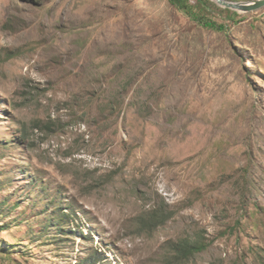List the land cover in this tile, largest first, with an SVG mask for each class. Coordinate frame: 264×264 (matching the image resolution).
I'll return each instance as SVG.
<instances>
[{
    "label": "rangeland",
    "instance_id": "rangeland-1",
    "mask_svg": "<svg viewBox=\"0 0 264 264\" xmlns=\"http://www.w3.org/2000/svg\"><path fill=\"white\" fill-rule=\"evenodd\" d=\"M213 4L0 0V264H264V8Z\"/></svg>",
    "mask_w": 264,
    "mask_h": 264
},
{
    "label": "trees",
    "instance_id": "trees-1",
    "mask_svg": "<svg viewBox=\"0 0 264 264\" xmlns=\"http://www.w3.org/2000/svg\"><path fill=\"white\" fill-rule=\"evenodd\" d=\"M167 1L172 7L184 12L197 25H199L202 28L211 30L213 32H224L226 30V27L224 24L218 23L204 16L205 12L207 11L206 7L208 3L214 6L213 4L214 2L211 3L208 0H195L196 4L193 5L190 3V0H167ZM225 11L230 13L231 16L233 14H236V12H232L229 9H226ZM155 217L157 218V216ZM205 249H206V246L204 245L202 246L200 244H191L187 241H183V242L178 243L176 247L173 249V251L176 254V256L179 258L185 257L186 259H190L196 253H200L204 251Z\"/></svg>",
    "mask_w": 264,
    "mask_h": 264
},
{
    "label": "water",
    "instance_id": "water-1",
    "mask_svg": "<svg viewBox=\"0 0 264 264\" xmlns=\"http://www.w3.org/2000/svg\"><path fill=\"white\" fill-rule=\"evenodd\" d=\"M215 4L224 9L235 12H255L264 8V0H254L251 2H231L226 0H212Z\"/></svg>",
    "mask_w": 264,
    "mask_h": 264
},
{
    "label": "bare ground",
    "instance_id": "bare-ground-1",
    "mask_svg": "<svg viewBox=\"0 0 264 264\" xmlns=\"http://www.w3.org/2000/svg\"><path fill=\"white\" fill-rule=\"evenodd\" d=\"M41 187V186H40ZM68 257V256H67Z\"/></svg>",
    "mask_w": 264,
    "mask_h": 264
}]
</instances>
